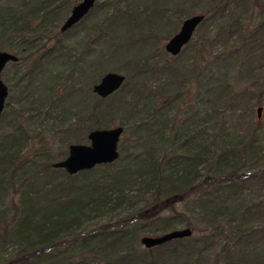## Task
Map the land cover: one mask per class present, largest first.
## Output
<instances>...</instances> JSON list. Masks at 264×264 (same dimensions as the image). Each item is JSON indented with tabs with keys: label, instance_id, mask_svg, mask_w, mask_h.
<instances>
[{
	"label": "trees",
	"instance_id": "16d2710c",
	"mask_svg": "<svg viewBox=\"0 0 264 264\" xmlns=\"http://www.w3.org/2000/svg\"><path fill=\"white\" fill-rule=\"evenodd\" d=\"M69 1L16 0L6 9L13 1L0 2V50L13 41L19 50L10 65L19 95L9 96L0 119V264H36L80 241L88 251L57 264H207L213 249L215 264H264V167H249L264 155L261 128L230 127L250 109L234 94L231 73L255 86L264 74V0L98 3L72 29L104 15L84 56L61 40ZM200 12L202 38L169 57L163 42L176 33L173 19ZM97 48L105 55L93 65ZM113 71L129 79L116 95L92 100L89 75L102 80ZM118 121L128 135L118 162L74 177L53 168L71 146ZM122 210L127 217L107 230L147 222L150 231L182 225L193 235L144 253L135 250L138 235L96 241L91 217ZM199 233L209 235L193 237ZM98 243L102 260L90 251ZM163 250L170 260L156 254Z\"/></svg>",
	"mask_w": 264,
	"mask_h": 264
},
{
	"label": "rangeland",
	"instance_id": "374dc122",
	"mask_svg": "<svg viewBox=\"0 0 264 264\" xmlns=\"http://www.w3.org/2000/svg\"><path fill=\"white\" fill-rule=\"evenodd\" d=\"M3 0H0V2ZM9 1H13V3H3L2 7L3 8H9V7H13V8H17V3L15 2L16 0H9ZM108 1L111 0H99V5L103 4V3H107ZM121 1V0H120ZM70 4V9L68 12L64 13V18L60 24L61 28L63 27L62 25L65 23V21H67L68 18H70V14L71 11L79 4L76 0H70L69 1ZM191 13V12H190ZM203 15L202 12L198 13L195 16H200ZM104 19V15H96L95 17H93L91 19V21H87L84 23L83 26L79 27L76 30H71L70 32L66 33L65 39L62 38L61 40L64 41L63 42V46L64 48L67 49V52L71 53L74 51L77 52V55L79 54V56H84L85 54V44L87 43L86 46L89 47L90 42H92L93 40H95L94 38H97L98 35L92 31V33L90 32L91 30H93V28H95L99 23L102 22V20ZM174 21L177 22L176 28H175V35H173L171 38H173L174 36H176L177 34H179V30L181 29L183 23L185 21H187L186 18H180L175 17L173 19ZM61 28H60V32H61ZM62 34V33H61ZM87 34H89L87 36ZM65 35V34H62ZM202 33L200 34H196L194 37V42L199 41L202 38ZM169 38V39H171ZM168 40H166L165 42H163V48L165 50V47L168 44ZM10 44V43H9ZM6 45V49H4L2 52H8L12 55H16L17 52L19 50H17V42L13 41L10 45ZM56 44V41L51 42L48 46V49H51V47H53ZM91 47L88 48V50ZM76 54L74 56H77ZM105 55V51L103 52L102 48H97L96 52L93 53L92 58H90L87 62L92 63L93 65H95L98 60H101V58H103V56ZM169 57H172L171 55H168ZM85 58V57H84ZM174 58V57H173ZM156 63H160V65L162 64V61L159 59L157 60ZM11 65V64H10ZM10 65L7 66V69L5 70V73L3 74V81L4 83L7 84V86L9 87V91H10V98L11 97H17L19 95V87H18V77L17 76V72L15 71L14 68H12ZM52 68V69H51ZM27 69V68H26ZM29 69V68H28ZM53 70L54 74H58L61 71H63L62 69H54L53 67H50L49 70ZM23 72H27L25 69H23ZM110 73H114V74H120L122 76H124L126 78V82L129 79V77L127 75H125L122 72H110ZM26 74V73H25ZM210 74H208L209 76ZM258 78L257 81L255 83H259L258 86L254 85V82H247V84H237L236 80L240 79V75L237 71H233L231 73V81H233L231 84H233L234 86V94L237 95V97H240L241 101L244 105L245 103L249 105L250 109H248L246 111L245 107L243 106L241 109L242 114H238L237 117H234L233 119H230V127L233 130L239 131V132H245L249 129V127H257V128H261L260 133H259V137L261 140V146H264V74H262L260 76V74H258ZM90 79H93V84H99L101 82V80H98V77L96 76H92L91 74L89 75ZM62 82V80H61ZM66 81H64L62 83V86H65ZM93 85H89L88 86V90H90V97L92 100L95 99V97H98L97 95L93 94ZM119 92V91H118ZM194 92L196 93L197 97L199 95V90L197 87L194 86ZM116 95V94H115ZM114 96V95H113ZM259 109H261V113L259 116L258 115V111ZM121 121H118L117 124H115L114 126H112L110 129H116L119 127V124ZM124 139L128 138V135L125 136V134L123 135ZM122 137V138H123ZM57 145V143H55ZM88 143L85 144L88 145ZM250 168L252 167V169H259L261 167H264V155H262L261 157H259L258 159H254L252 160L251 165L249 166ZM127 217V212H125L124 210L122 211H116L113 212L109 215H101V216H93L91 217L90 223H89V232H92V234H95V239L96 241H100L101 239H104L105 237L108 236H112L113 238L115 237H120L123 238H130L128 240L132 241L133 237L135 235H138V238L140 240V243L142 241V239H144L145 237H149V238H156V237H162L164 235H166V233H171V232H175V231H182V230H187V227L185 226H177V230L174 231H170V230H163V228H158L155 229V231L151 230L147 227V222H141L138 224H134L131 227H119V228H114V229H109L107 230L105 227L106 226H112V225H116L117 223H120L123 219L122 218H126ZM108 228V227H107ZM201 229L204 230L205 228L201 226ZM152 232V234H150ZM209 233V232H208ZM202 234L199 233L198 235H194L193 237L199 238V237H203V236H208L209 234ZM133 243V242H132ZM80 244V245H79ZM78 245H74V246H70L69 249L68 248H61L59 249L57 252L53 253L52 255H49L48 257H43L41 259H39L37 261L36 264H57V263H62L65 262L69 256H71L73 253L74 254H80L82 252L88 251L87 249H84L82 246L81 241L79 242ZM99 246L100 249L91 246L90 251H92L93 248L96 249V253L100 256L99 259L102 260V254L100 253V251L103 249L101 248V246L99 245V243L97 244ZM106 245V243L104 244V246ZM135 246V245H134ZM98 249V250H97ZM134 249H130L129 251H133ZM136 251H139L141 253H144L146 249H144V247L142 246V244L139 247H135ZM213 253L210 259H208L209 261H206L207 258L203 260L207 263V264H215V258L217 255L220 254V250H216L213 249ZM12 251V248L11 250ZM167 250H163L160 252H156V254H161L162 255H166L167 256V261L170 260L168 259V254H167ZM72 253V254H71ZM106 253V252H105ZM112 258V257H111ZM197 260L199 261V259L197 258ZM192 262L191 264H197V262ZM92 262V261H91ZM186 264V263H183ZM222 264H224L222 262Z\"/></svg>",
	"mask_w": 264,
	"mask_h": 264
},
{
	"label": "water",
	"instance_id": "95a60500",
	"mask_svg": "<svg viewBox=\"0 0 264 264\" xmlns=\"http://www.w3.org/2000/svg\"><path fill=\"white\" fill-rule=\"evenodd\" d=\"M77 5L70 14V18L62 25L61 33L66 34L76 28L85 20L91 11L98 4L99 0H76ZM205 21V17L194 16L185 21L179 30V34L171 38L165 47V52L174 58L180 56L181 52L191 44L197 30ZM18 58L8 52L0 50V119L6 109V103L10 96L9 87L3 82L2 77L6 67L10 64H17ZM126 83V78L120 74L108 73L102 78L99 84L94 85L93 94L100 99L106 100L117 94ZM261 109L258 111L260 115ZM88 136V145H74L69 148L68 158L63 162L55 163L54 169L62 170L67 175L74 177L79 173L92 171L99 166H109L119 161L120 142L125 134L124 129L96 130ZM192 230L175 231L166 233L162 237L142 239L141 244L146 250H153L168 243L178 240H186L192 237Z\"/></svg>",
	"mask_w": 264,
	"mask_h": 264
},
{
	"label": "flooded vegetation",
	"instance_id": "af4514ba",
	"mask_svg": "<svg viewBox=\"0 0 264 264\" xmlns=\"http://www.w3.org/2000/svg\"><path fill=\"white\" fill-rule=\"evenodd\" d=\"M79 5V4H78Z\"/></svg>",
	"mask_w": 264,
	"mask_h": 264
}]
</instances>
